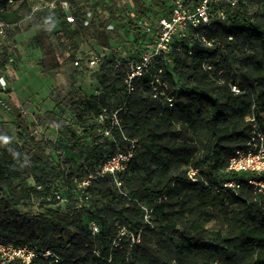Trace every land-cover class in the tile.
I'll return each instance as SVG.
<instances>
[{
  "label": "trees",
  "instance_id": "1",
  "mask_svg": "<svg viewBox=\"0 0 264 264\" xmlns=\"http://www.w3.org/2000/svg\"><path fill=\"white\" fill-rule=\"evenodd\" d=\"M119 2L96 0L92 19L76 20L75 31L90 48L109 49L113 39L131 38L132 50L126 51L137 59L146 35L136 20L167 13L170 6L167 0H132L131 16L121 14ZM11 3L0 0L6 25L22 18ZM210 13L214 22L203 34L216 41L215 48L179 39L168 59L158 63L175 98L172 107L150 98L148 77L129 93L117 70L110 93L119 99L113 110L119 126L112 117L99 121L111 110L102 97L57 101V108H82L95 119L72 126L67 136L72 149H90L95 162L89 170L65 168L34 133L36 125L66 120L63 113L46 111L38 124L29 123L7 98L18 141L0 138V244L27 246L36 254L31 264H264V194L255 192L244 174L227 170L230 158L251 138L248 117L255 114L264 130V0L217 2ZM35 41L40 46L42 36ZM4 61L0 56L2 66ZM205 61L211 71L204 69ZM105 62L112 65V57ZM232 84L243 93L234 94ZM9 93L0 88V100ZM5 126L0 122V137ZM109 129L112 142L105 152L100 141ZM124 137L136 140L137 148L120 174L122 190L109 175L80 188L75 180L94 173L125 144ZM229 181L240 187L225 186ZM216 214L223 223L210 229ZM121 228L128 232L117 244Z\"/></svg>",
  "mask_w": 264,
  "mask_h": 264
},
{
  "label": "rangeland",
  "instance_id": "2",
  "mask_svg": "<svg viewBox=\"0 0 264 264\" xmlns=\"http://www.w3.org/2000/svg\"><path fill=\"white\" fill-rule=\"evenodd\" d=\"M236 3V0H232ZM11 7L19 9L22 18L16 24L4 25L0 29V56L6 61L0 64V88L10 92L1 94L0 122L6 124L0 137L7 142H17L14 127V111L10 109L8 97L17 108H20L27 122L38 124V115L46 111L64 114L66 120L57 125H36L34 133L43 138L48 148L61 159L67 169L76 170L83 166L91 168L95 160L90 155L89 148L72 149L67 143L72 126H83L95 121L94 117L82 108L73 111L69 107H56L57 101L65 98L80 97L105 99L110 109H104V118H111L114 108L119 106L116 94L110 93L115 82V69L107 62L98 68L88 70L78 69L73 63V57L78 50H87L89 45L75 31L76 20L89 21L93 17L96 0L88 3L78 1L67 8L58 5L54 8L52 0H11ZM172 0H167L170 5ZM119 11L122 15H133L132 0H120ZM83 8L80 13L79 8ZM111 29L113 27H110ZM42 36V44H36V37ZM131 38L113 39L112 46H121L125 50L131 49ZM130 49V50H129ZM1 80L6 82L2 86ZM69 97V98H70ZM112 112V113H111ZM101 139L106 152L112 142L111 135ZM77 174V173H75ZM29 184L34 182L30 179ZM35 212L37 209L35 208ZM84 223L90 221L85 219ZM223 217L216 214L210 229H219Z\"/></svg>",
  "mask_w": 264,
  "mask_h": 264
},
{
  "label": "built area",
  "instance_id": "3",
  "mask_svg": "<svg viewBox=\"0 0 264 264\" xmlns=\"http://www.w3.org/2000/svg\"><path fill=\"white\" fill-rule=\"evenodd\" d=\"M226 1L235 5L232 0H172L167 13H161L157 17L151 16V18L136 20L146 35L145 45L140 49L137 59L132 58L129 52L119 45L109 49L96 46L87 50H78L74 65L83 70L98 68L105 62V58L111 56L112 66L120 73L129 93L136 89L137 81L148 77L146 86L149 89L150 98L165 101L172 107L175 98L168 94L169 81L158 63L162 59H168L174 43L179 39H187L191 45L199 43L204 47L215 48L217 46L216 41L209 40L203 32L214 22V17L210 13V6L213 3ZM51 5L54 8L58 5L63 8L69 6L68 2L63 0H52ZM218 18L224 19V12H219ZM4 25L0 20V29ZM203 67L206 71L212 70L209 62L205 61ZM1 83L2 86H6L4 80H1ZM231 89L236 95L243 93L236 84H232ZM112 120L114 124L119 126L118 112H113ZM248 120L251 124V138L244 148L236 150L229 160L227 170L244 174L247 184L252 186L255 192L264 194V130L262 123L255 114L248 117ZM99 121H103V117ZM111 134L110 129L104 133L107 137ZM124 139L125 144L119 146L116 153L100 164L94 173H91L86 179L75 180L80 188L89 186L92 179L109 175L116 188L122 190L123 183L120 180V174L128 168V163L132 160L137 148L136 140L127 137ZM189 175L195 180V171H190ZM225 186L238 189L240 184L238 181H229ZM57 198L60 199L59 196ZM147 218L148 216H146ZM98 231V226L93 224V232L97 233ZM127 232L125 228L120 229L116 240L117 244ZM35 256L36 254L27 246L0 244V264H7L15 259H21L23 264H31Z\"/></svg>",
  "mask_w": 264,
  "mask_h": 264
}]
</instances>
